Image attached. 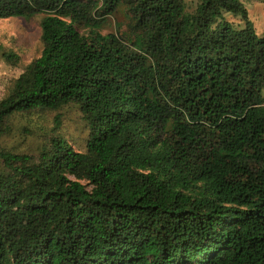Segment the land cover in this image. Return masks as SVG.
Here are the masks:
<instances>
[{
    "label": "trees",
    "instance_id": "1",
    "mask_svg": "<svg viewBox=\"0 0 264 264\" xmlns=\"http://www.w3.org/2000/svg\"><path fill=\"white\" fill-rule=\"evenodd\" d=\"M36 16L0 141L68 107L85 136L57 115L36 153L0 147V264H264V36L246 5L0 0V19Z\"/></svg>",
    "mask_w": 264,
    "mask_h": 264
},
{
    "label": "rangeland",
    "instance_id": "2",
    "mask_svg": "<svg viewBox=\"0 0 264 264\" xmlns=\"http://www.w3.org/2000/svg\"><path fill=\"white\" fill-rule=\"evenodd\" d=\"M187 9L192 11L199 0H185ZM42 16L31 19L8 18L0 19V100L9 91L15 78L42 51L41 23ZM113 24V21H112ZM258 24V23H257ZM255 25L259 36H264V26ZM114 30V24L107 27L106 31ZM2 53H14L19 60L9 61ZM59 115L62 128L68 138L76 145L83 144L85 133L80 124L79 111L76 107H68L61 111L46 113L45 117L34 116L29 119L16 117L12 120V133L0 141V147L14 153L34 154L45 136L56 132L55 117ZM39 128L36 130L34 126ZM27 129H32L30 133ZM43 134V135H41ZM77 147V146H75Z\"/></svg>",
    "mask_w": 264,
    "mask_h": 264
},
{
    "label": "crops",
    "instance_id": "3",
    "mask_svg": "<svg viewBox=\"0 0 264 264\" xmlns=\"http://www.w3.org/2000/svg\"><path fill=\"white\" fill-rule=\"evenodd\" d=\"M248 9L249 17L254 25L264 26V0H240Z\"/></svg>",
    "mask_w": 264,
    "mask_h": 264
}]
</instances>
